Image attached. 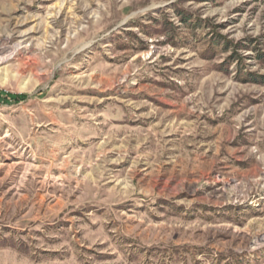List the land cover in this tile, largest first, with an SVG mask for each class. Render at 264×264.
<instances>
[{
  "label": "rangeland",
  "instance_id": "374dc122",
  "mask_svg": "<svg viewBox=\"0 0 264 264\" xmlns=\"http://www.w3.org/2000/svg\"><path fill=\"white\" fill-rule=\"evenodd\" d=\"M0 264H264V0H0Z\"/></svg>",
  "mask_w": 264,
  "mask_h": 264
}]
</instances>
